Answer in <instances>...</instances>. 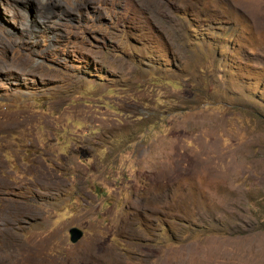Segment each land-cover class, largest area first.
I'll return each mask as SVG.
<instances>
[{"label":"rangeland","instance_id":"1","mask_svg":"<svg viewBox=\"0 0 264 264\" xmlns=\"http://www.w3.org/2000/svg\"><path fill=\"white\" fill-rule=\"evenodd\" d=\"M0 264H264V0H0Z\"/></svg>","mask_w":264,"mask_h":264},{"label":"water","instance_id":"2","mask_svg":"<svg viewBox=\"0 0 264 264\" xmlns=\"http://www.w3.org/2000/svg\"><path fill=\"white\" fill-rule=\"evenodd\" d=\"M68 234H69V241L71 244H76L83 237V231L76 227L70 228L68 230Z\"/></svg>","mask_w":264,"mask_h":264}]
</instances>
